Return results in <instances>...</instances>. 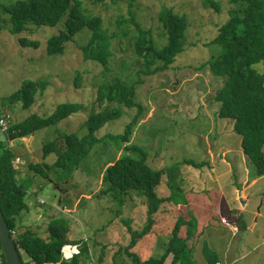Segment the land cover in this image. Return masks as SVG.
Wrapping results in <instances>:
<instances>
[{
    "label": "rangeland",
    "instance_id": "1",
    "mask_svg": "<svg viewBox=\"0 0 264 264\" xmlns=\"http://www.w3.org/2000/svg\"><path fill=\"white\" fill-rule=\"evenodd\" d=\"M14 1L0 0V6H8ZM208 1L107 0L98 4L92 0H82L85 14L100 17L102 29L109 37L112 56L106 71L96 62L83 58L79 47L86 45L90 39L91 34L87 29L78 33L73 42L65 44L63 54L49 56L46 54V42L63 29L65 18L55 27L36 26L37 28L31 27L23 32L21 37L39 44L34 49L19 44L20 36L10 33L9 22H5L8 17L0 13V114H9L11 121L17 124L33 114L47 117L63 103H79L86 107L60 124L29 135L33 136L30 147L27 143L31 137L26 140L12 138L13 133L10 135V142H7L3 137L5 135L0 134V139L6 145L9 143L12 152L17 155L13 163L31 184L29 189L32 190V195L25 198L28 211L23 212L20 218V224L24 228L37 229L38 233L44 235L50 217L62 214L69 220V239L93 240L95 244L108 246L104 253L91 252L89 261L85 264L102 261L104 264H132L126 254L115 255V252L118 246L127 245L130 240L127 226L122 223L126 216L129 217L127 220L132 221L131 227L134 230H141L146 225V207L137 205L144 198L134 194L127 196V204L121 208L112 203L110 198H98L97 194L101 189V178L106 166L125 155L134 156L127 154L126 147L137 146L140 152L146 154L147 164L151 168L164 171L161 184L156 190L158 197L174 195V200L162 204L158 212L164 215L166 213L167 219L173 220V223L178 216L193 219L196 222L195 236H198L199 229L205 231L201 242H196L195 250H199L204 244L209 246L213 235L206 228L221 225L219 219L224 215L227 225L242 227L236 237H224L226 243L218 245H223L221 248L213 245L212 251L218 256L220 263L264 264V179L251 189V205L243 208V201H240L239 208L235 209L236 215L244 217V226L239 217L236 221L235 215L224 206L220 190V182L223 184L224 178L220 177L219 181L218 174L212 182L217 191L195 195L198 186L194 183V177L198 176L199 162H205L207 170L213 171L215 167L218 172V166L222 165L223 160L233 164L234 153L238 151L239 155L242 154L239 142L241 138L232 133L230 126L226 128L228 122L221 123L222 119L217 117L219 103L212 100L214 92L222 87V79L212 78L206 67L199 71L201 64L220 54V46L212 42L229 18L228 0H212L219 5V10H215ZM163 8L187 18L185 51L176 57L168 71L140 74L145 67L142 59L135 54L134 43L138 29L149 31L159 49L164 47L166 36L158 21ZM153 68L154 66L149 70L153 71ZM256 70L263 72L261 65H257ZM78 73L81 88L76 90L74 83ZM116 77L129 83L141 82L137 86L135 100L142 113L136 118L128 142H124L121 136L135 117L137 109L114 104L113 107L123 110L122 116L109 121L95 133V136L101 137L100 142L81 161L78 170L70 178L62 177L65 180L56 181L55 176H51L53 182L60 185L56 188L52 180L30 172V164L53 162L52 157L44 161L41 150L43 143L53 141L61 132L77 136L87 133L80 126L93 113L90 111L96 90ZM28 80L48 81L49 87L44 97H40L33 106L26 109L18 103L3 106L2 101H6ZM220 130L223 134L219 135ZM218 136L222 137L219 139ZM223 136H234V140ZM36 192L38 193L35 195ZM40 200L44 204L41 205ZM132 206L134 209L131 211ZM248 210L254 211L252 220L247 214ZM159 213L156 212L152 219L156 221ZM259 214L261 216L257 217ZM154 229L156 225L151 227L150 232H154ZM145 239L148 240L144 237L132 249L141 260L157 258L164 253L167 236L160 237V241L155 237L149 241ZM228 243L230 256L223 258L221 250ZM152 245L153 248L150 249ZM197 255L203 261H199ZM197 255L194 253V264H207L203 252ZM23 259L28 261L24 254ZM167 259L165 264H170L171 257Z\"/></svg>",
    "mask_w": 264,
    "mask_h": 264
},
{
    "label": "trees",
    "instance_id": "2",
    "mask_svg": "<svg viewBox=\"0 0 264 264\" xmlns=\"http://www.w3.org/2000/svg\"><path fill=\"white\" fill-rule=\"evenodd\" d=\"M92 1L102 4L107 0ZM208 3L215 10H219L216 2L209 0ZM228 4V21L220 27L218 36L212 42L220 46L221 52L217 57L201 64L199 71L206 67L212 78L222 79V87L212 95V100L219 103L217 117L222 119L221 123L228 122L226 128L230 126L232 133L241 138L240 147L248 158L249 177L253 181L264 176V0H228ZM0 13L7 15L5 22H9L10 33L16 36L31 27H55L65 18L63 29L46 42V54L49 56L63 54L65 44L73 42L78 33L87 29L91 34L90 39L86 45L79 47L84 60L94 61L105 71L108 70L109 58L112 56L109 37L102 29L103 22L100 17L85 14L82 0H15L8 6H0ZM158 21L166 36V43L160 49L150 37L149 31L138 27V36L134 43L135 54L142 59L145 67L140 74L168 71L176 57L185 51L187 18L163 8ZM19 44L34 49L39 47L37 42H29L21 36ZM257 65L262 66L263 72L256 70ZM153 66V71H150L149 68ZM196 70L198 73L197 68ZM79 75L78 73L74 83L76 90L81 88ZM139 84L141 82L129 83L116 77L98 87L90 111L93 113L80 126L87 133L77 136L74 133L61 132L53 141L43 143V158L53 155L54 162L30 164L28 170L52 182L51 176H55L56 181L65 180L62 177L70 178L78 170L81 161L100 142L101 137L95 136V133L109 121L122 116L123 110L113 107L114 104L137 109L135 117L121 136L124 142H128L136 118L142 113L135 100ZM48 87L46 80L25 81L2 104L6 107L18 103L24 109L30 108L37 99L44 97ZM85 108L79 103H63L47 117L33 114L14 124L9 133H14L12 138H28L37 131L62 123ZM220 134H223L221 130ZM3 137L7 142L10 140V136ZM4 140L0 139V210L22 264H85L89 261L91 252L95 254L107 251V245L95 244L92 240L69 239V220L62 214L50 217L44 235L38 233L37 229L24 228L20 224L21 214L28 211L25 198L32 195V190L29 189L31 184L13 163L16 156L9 143L6 145ZM126 151L134 156L125 155L106 166L97 197L110 198L112 203L121 208L127 204V196L134 194L144 198L138 205L146 207V225L141 230H134L131 227L132 221L127 220L129 217L126 216L122 223L127 226L130 240L127 245L118 246L115 255L126 254L132 264H165L169 256L172 257L170 264H194L191 258L193 251L187 247V242L194 235L196 222L183 216H178L174 221L164 253L160 257L141 260L132 252L136 244L150 233L155 223L152 216L159 211L162 204L173 201L174 195L158 197L156 190L161 184L163 169L151 168L147 164L146 154L140 152L137 146L126 147ZM205 165V162L199 163L197 168ZM54 186L57 188L60 185ZM39 203L42 205L44 201L40 200ZM65 246H74L80 251L71 259H64L60 252ZM201 251L207 264H221L208 245L204 244ZM23 254L28 258L27 262L24 261ZM0 264H6L1 245ZM95 264H104V261Z\"/></svg>",
    "mask_w": 264,
    "mask_h": 264
},
{
    "label": "crops",
    "instance_id": "3",
    "mask_svg": "<svg viewBox=\"0 0 264 264\" xmlns=\"http://www.w3.org/2000/svg\"><path fill=\"white\" fill-rule=\"evenodd\" d=\"M29 137H31V139L28 140L29 141L27 143L28 147L31 146V140H32L33 136H29ZM221 137L222 136H218L219 139ZM223 137L227 138L229 140H234V136H223ZM23 139L26 140V138H23ZM49 157H52L53 162H54L55 157L53 155H50ZM199 163H201V162H199ZM248 165H249L248 158L243 153L241 155H239L238 151H237L234 153V156H233V164H230L227 161L223 160L222 165L218 166V168H219L218 172L216 171L214 166H212V167H214L213 171L207 170V167H208L207 164L203 168H201V167L198 168L199 169L198 176L194 177V179H195L194 183H197V186H198V189L195 192V195L205 194L204 192H206V191H208V192L217 191L218 189H216L214 186H212V182L214 181L216 175L218 174L217 178L219 179V181H220V177L224 178L223 184H222V182H220V190H221V196L224 199V202H223L224 206L229 210V212H231V214L235 215L236 221H237V217H239V220L240 221L242 220L241 223L243 225L245 223L244 217L241 214H240V216L236 215L235 209L239 208L240 201H243V205H242L243 208H246L249 204L251 205L252 197H253L252 195H250L251 189L253 187H255L259 183V181L264 179V176H263V177H260L256 180L252 181L249 177ZM202 177H203L204 181H202ZM54 185H55V183H54ZM215 201L216 200H214V202ZM133 209H134V207L131 208V211ZM143 209H145V208H143ZM67 210L70 211V209H67ZM144 213H145V211H144ZM157 213H159V212H157ZM247 214L249 215L250 220H252V217L254 215V211L248 210ZM260 216H261V214L257 215V217H260ZM223 220L224 221L227 220L224 217V215H222L221 218L219 219L220 224L224 225V227L221 225H214V227L206 228V230H210L211 234L213 235L212 236L213 238L210 239L211 243L208 246L211 250L213 248V245L221 248L223 245L222 246H218V245L221 242L226 243L224 241V237L233 238V237H236V235L240 232L239 225L230 226V225H227V221L225 223H223L222 222ZM167 224H169L170 226L168 225L167 228L165 229ZM154 225H156V229H154V232H150V233H148V235L145 236V238L147 237V239H148V240L145 239L146 241L151 240L153 237H155L157 241L158 240L160 241V237H163V236H167V238H168L169 237L168 235L171 233L170 230L173 227V220L169 221V219H167L166 213H165V215L163 213L162 214L159 213V215L156 218ZM168 227H170V228L168 229ZM198 232H199L198 236H195L196 232H194L193 237L187 242V247L191 248V250L193 251L192 260H194V253L196 255H197V253H202L201 248H203V247L199 248V250H195V244L199 240L201 242V240H202L201 238L204 237L205 231L199 229ZM262 240H263V237H262ZM228 247H229V243L226 245L225 249L221 250L223 258L230 256V253L228 251ZM152 248H153V245L150 247V249H152ZM96 253L97 252H95V254ZM169 257H171V256H169ZM197 257H198V259L201 258L198 255H197ZM166 260H168V259H166ZM171 260H172V257H171ZM199 261H203V259H199Z\"/></svg>",
    "mask_w": 264,
    "mask_h": 264
},
{
    "label": "water",
    "instance_id": "4",
    "mask_svg": "<svg viewBox=\"0 0 264 264\" xmlns=\"http://www.w3.org/2000/svg\"><path fill=\"white\" fill-rule=\"evenodd\" d=\"M0 245L6 264H22L21 258L10 236V230L8 229L7 224L5 223L1 210H0Z\"/></svg>",
    "mask_w": 264,
    "mask_h": 264
},
{
    "label": "built area",
    "instance_id": "5",
    "mask_svg": "<svg viewBox=\"0 0 264 264\" xmlns=\"http://www.w3.org/2000/svg\"><path fill=\"white\" fill-rule=\"evenodd\" d=\"M10 125V117L9 115H1L0 116V131L3 133H6L9 129ZM223 223L225 221L223 220ZM78 254V249L77 247H72V246H65L62 248V257L64 259H71L74 255Z\"/></svg>",
    "mask_w": 264,
    "mask_h": 264
},
{
    "label": "clouds",
    "instance_id": "6",
    "mask_svg": "<svg viewBox=\"0 0 264 264\" xmlns=\"http://www.w3.org/2000/svg\"><path fill=\"white\" fill-rule=\"evenodd\" d=\"M1 115H4V113L3 114H0V116ZM6 115H9V114H6ZM9 117H10V115H9ZM14 125V123L11 121V117H10V125H9V129H8V131L6 132V133H3V132H1L0 131V133L1 134H3V135H5L6 137H8V136H10V133H9V131H10V129H11V127ZM9 142H10V140H9ZM10 146V145H9ZM11 148V147H10ZM223 222V221H222ZM61 255H62V251H61Z\"/></svg>",
    "mask_w": 264,
    "mask_h": 264
},
{
    "label": "bare ground",
    "instance_id": "7",
    "mask_svg": "<svg viewBox=\"0 0 264 264\" xmlns=\"http://www.w3.org/2000/svg\"><path fill=\"white\" fill-rule=\"evenodd\" d=\"M17 156V155H16Z\"/></svg>",
    "mask_w": 264,
    "mask_h": 264
}]
</instances>
